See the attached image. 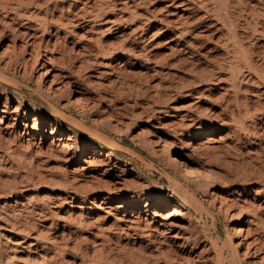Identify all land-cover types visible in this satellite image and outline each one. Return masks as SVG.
<instances>
[{
	"label": "rangeland",
	"instance_id": "rangeland-1",
	"mask_svg": "<svg viewBox=\"0 0 264 264\" xmlns=\"http://www.w3.org/2000/svg\"><path fill=\"white\" fill-rule=\"evenodd\" d=\"M140 1L117 23L119 0H0V108L28 111L0 128V264H264V80L248 63L264 73V0H191L177 15ZM151 9L164 20H145ZM149 24L155 35L130 29ZM176 24L185 35L168 41ZM73 85L88 101L70 102ZM90 155L95 169L79 168ZM173 207L188 230L161 224Z\"/></svg>",
	"mask_w": 264,
	"mask_h": 264
},
{
	"label": "bare ground",
	"instance_id": "bare-ground-1",
	"mask_svg": "<svg viewBox=\"0 0 264 264\" xmlns=\"http://www.w3.org/2000/svg\"><path fill=\"white\" fill-rule=\"evenodd\" d=\"M168 4L166 5L167 11L170 15H177V14H183L185 11L191 10V9H195L194 5H192L190 3L191 0H167ZM206 1V0H205ZM143 1L140 0H119V11L123 12V14L120 13V15L118 17H116L115 19H113V21H116L117 23H119L121 20H127L128 18L127 16H130L128 14H133V15H138L139 11L138 8L140 6V4H142ZM201 2V1H200ZM214 2V1H213ZM220 2V1H219ZM223 2V1H222ZM215 3V2H214ZM146 4V3H145ZM194 4V3H193ZM260 4V3H259ZM211 5V4H210ZM213 5V4H212ZM116 6V5H115ZM204 6L205 8L207 7L206 4L204 5V3L200 4V7ZM224 6V5H223ZM228 5H225L224 8H227ZM213 7V6H212ZM215 7V6H214ZM213 7V8H214ZM198 8V5H197ZM211 8V7H210ZM207 8L208 11L211 12L212 16L216 15V16H220L222 19H225V17L227 16L226 13H222V15L216 13L214 11V9H210ZM217 7H215L216 9ZM231 8V7H230ZM248 9V8H247ZM217 10V9H216ZM197 11V10H195ZM244 11V10H243ZM246 11V10H245ZM263 12V11H262ZM147 13V12H146ZM158 13V10H150L147 14V16L145 17V20L151 21L154 17H157L158 20H161L163 18H160L159 16H156ZM229 13V12H228ZM245 13V12H244ZM262 14V13H261ZM264 14V13H263ZM146 15V14H145ZM86 17V16H85ZM210 17V16H209ZM262 17H264V15H262ZM131 18V17H130ZM144 18V17H143ZM245 18V17H244ZM255 18V17H254ZM139 19V18H138ZM196 19V18H195ZM210 19V18H209ZM142 20V19H141ZM155 20V19H154ZM164 20V19H163ZM166 22L168 21L167 18L165 19ZM225 20H223L224 22ZM168 23V22H167ZM143 24V23H142ZM170 24V23H168ZM175 24V23H174ZM182 24V23H181ZM262 24V23H261ZM180 25V24H179ZM139 26V24H138ZM138 26H132L130 29L132 32H136L138 28H141V30L139 31L140 34H146V32L148 31H152L153 27H151L152 25L149 24L147 25L146 28H142V26L138 27ZM146 26V25H144ZM143 26V27H144ZM169 26V25H168ZM182 26V25H181ZM181 26L176 25H172L173 30H171V35L168 38V41H172L174 40H178V39H183L184 35H185V29L182 28ZM193 26V25H192ZM254 26V25H253ZM252 29V28H251ZM156 30V29H155ZM159 31V30H158ZM254 32V31H253ZM138 34V32H137ZM156 32L152 31L151 35H155ZM139 36V35H138ZM240 48V47H239ZM240 50V49H239ZM242 51V50H241ZM261 51V50H260ZM236 52V51H235ZM245 52V51H244ZM253 52V51H252ZM251 52V53H252ZM237 53V52H236ZM255 53V52H254ZM253 54V53H252ZM257 54V52H256ZM260 54V53H258ZM254 55V54H253ZM248 56V55H247ZM250 57V56H249ZM247 60V59H246ZM240 61V60H239ZM248 63L251 67L252 70H254L259 77H262V79L264 80V73L262 72V70L258 69L255 65L254 62L252 61V58L248 59ZM97 74V73H96ZM40 75L44 80L45 86L48 89L51 88H55V86H57L56 80L54 75L52 74V72L48 69V68H42V70L40 71ZM60 75V74H59ZM68 83V82H66ZM91 93V92H90ZM69 94H70V102L77 104L80 101H82V99L87 100L89 98V96H87L84 91H82L78 86L73 85V87L70 88L69 90ZM1 95V92H0ZM87 96L88 98L84 97ZM95 98V97H94ZM83 100V101H85ZM88 101V100H87ZM69 102V103H70ZM81 103V102H80ZM79 103V104H80ZM77 106V105H76ZM105 110V109H104ZM20 113H23V115L25 116V118L28 116V111L27 109H22L20 108V106L16 105L15 107L11 105L10 101L5 97L4 102L1 104V108H0V128H4L7 129L9 127H12L13 123L16 121V119L19 117ZM57 115L64 117L66 120H70V118L65 114L64 110L62 108H58L57 110ZM38 118L34 117L31 119V125H29V127H34L37 123H38ZM70 122V121H69ZM49 123V122H48ZM75 123V122H74ZM51 124V123H50ZM76 125V124H75ZM26 127H28V124H25ZM51 128L49 129V133H47L45 135V137L49 140V144H51L52 146H54L56 149H58L63 155L64 157H66V159H70L73 157L74 155V151L72 150V148L74 147V140H72L71 136H65L64 135V130L62 127H60V125L58 124H51L50 125ZM81 127V126H80ZM87 132V131H86ZM66 133V132H65ZM198 137V136H196ZM210 137V136H209ZM209 139L208 136H206L205 138V142H208ZM213 139V138H212ZM48 146V145H47ZM194 150V149H193ZM170 154H174V156H171L169 159L171 160V162L175 165H180L184 170H186L188 173L191 171H195L197 173H201V170L199 168V166L196 164V162L190 157V155L188 153H185L184 151H182L181 149H177L173 146H170L168 151H167V156ZM105 158L108 159L109 158V153L104 154ZM101 164L106 165V168H103L102 173H107L109 170H107L108 168V160L106 161H100ZM95 166H97L96 164V160L92 158V156L90 155L89 157H84L81 160V164L79 165V168H83V169H91L94 170ZM114 166V165H113ZM76 169V168H75ZM206 176V175H205ZM95 179V178H94ZM77 184V183H76ZM174 189H175V185H173ZM179 187V186H178ZM177 189V188H176ZM181 190V189H180ZM183 190V189H182ZM178 191V190H177ZM185 191V190H183ZM182 191V195L181 197L186 196V198L188 197L189 200L193 203L195 200L194 196L192 195V193H188V191L183 192ZM181 193V191H180ZM185 198V199H186ZM106 202H110L112 200L115 199V196L113 194H109L107 196L104 197ZM188 200V201H189ZM189 201V202H190ZM198 202V201H197ZM191 203V204H192ZM199 203V202H198ZM195 204V203H194ZM111 206V205H110ZM136 206V203H132L131 204V210L128 213L129 220H132L134 217L137 218V216H139V212L136 214L133 209ZM121 208L125 209L126 205L125 204H120ZM14 212V211H13ZM11 213V212H10ZM153 215H158L156 211L153 210ZM160 214V213H159ZM104 216V215H103ZM123 218V217H122ZM128 218V217H127ZM190 220V216L183 211H180L177 207H173L171 209V211L168 213V218L163 220L161 222L162 225L165 226H177V227H181V229H187L188 226L183 224L184 222H189ZM139 226V225H138ZM188 230V229H187ZM186 230V231H187ZM240 230V229H239ZM182 231V230H181ZM43 232V231H42ZM246 234V233H245ZM175 239L177 240H183L184 241V236L182 235L181 232H176L174 234ZM245 236H243L242 238L244 239ZM245 241V240H244ZM241 242V241H240ZM230 243V242H229ZM228 243V244H229ZM225 244H227V242H225ZM42 245V244H41ZM231 245V243L229 244ZM227 246V245H226ZM225 246V247H226ZM233 246V245H232ZM230 246V247H232ZM248 247V246H247ZM229 248V246H228ZM234 249H236L234 247ZM234 249L233 248H229V251L234 254ZM250 252V251H249ZM232 254V255H233ZM171 258V257H170ZM174 258V257H173ZM190 259V258H189ZM239 257L237 256V258H235L236 261L232 262L231 264H241ZM107 260V259H106Z\"/></svg>",
	"mask_w": 264,
	"mask_h": 264
}]
</instances>
